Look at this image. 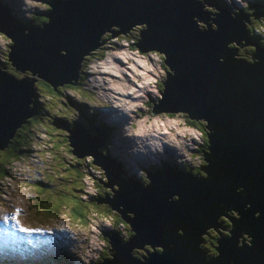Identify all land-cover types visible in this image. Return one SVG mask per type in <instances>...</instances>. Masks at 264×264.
Here are the masks:
<instances>
[{
  "label": "water",
  "instance_id": "obj_1",
  "mask_svg": "<svg viewBox=\"0 0 264 264\" xmlns=\"http://www.w3.org/2000/svg\"><path fill=\"white\" fill-rule=\"evenodd\" d=\"M49 6L41 28L12 25L0 6V31L12 41L7 58L15 69L36 73L53 90L70 79L74 85L78 62L98 45L103 31L114 36L143 23L134 46L161 52L167 69L150 113L185 112L207 129V151H201L207 165L199 167L204 175L192 177L166 166L160 173H145L149 183L142 187L138 179L119 177V159L95 151L106 136L102 129L91 126L96 134L89 136L75 124L73 130L65 128L71 153L90 155L103 170L102 186H116L111 198L95 203L109 205L134 233L110 232L108 223L93 227L88 236L95 240L105 232L107 250H113L110 260L93 255L95 264H264V49L254 48L251 61L234 59L236 49L225 45L245 38L243 24L225 10L209 18L194 0H52ZM191 17L210 20L215 31H200ZM28 20L33 21L32 14ZM33 81L0 71V149L29 115L25 107L34 94ZM6 173L11 184L24 183L15 171L4 168ZM226 210L236 211L238 218L226 216ZM220 215L232 223L230 234L219 237L217 255L207 257L200 237L219 225ZM240 231L250 237L249 245L235 246ZM57 237L70 243L64 233ZM147 245L161 252L131 255L130 249Z\"/></svg>",
  "mask_w": 264,
  "mask_h": 264
},
{
  "label": "rangeland",
  "instance_id": "obj_2",
  "mask_svg": "<svg viewBox=\"0 0 264 264\" xmlns=\"http://www.w3.org/2000/svg\"><path fill=\"white\" fill-rule=\"evenodd\" d=\"M45 1L46 0H32L31 3H27L24 6V9H26L25 13L32 10L45 12V7L43 5ZM9 8L11 9V6ZM38 16L39 14H36L35 18ZM133 42L134 39L132 38L125 39L105 36L99 47L94 50L93 53L88 55L85 60H83L82 65L87 62V67L79 74L80 80L75 78V83L79 81L83 86V89L66 88V83H61L60 85L54 86L56 90L60 91L59 95L62 96V100L66 99L71 104H73L76 110L72 109V111H76L78 113L74 122L72 123V126L73 124L80 122L87 128L88 132L92 134L93 130L91 126L94 120V115L100 117V121L103 125L106 123V119L101 117L103 111L99 110L100 105L105 104L108 105V109H111L119 116L118 117L117 115L113 114L117 120L120 118V136L122 139L118 143L130 147V158L133 155L134 149V156H137L134 159L139 163H142L146 158L154 161V164L151 162L150 164H142L138 166L141 168H144L145 166L157 167L159 163L160 167L158 173H160L162 170L161 165L163 163L169 165V160H171L172 164L177 162V164L180 165L179 160L182 162L183 158H186V162L190 166H197L198 160L200 156H202L201 150L198 151V148L200 143L204 144L202 136H199L200 131L193 128V126L188 125L178 113H150L152 103L157 104L159 99V96L157 95V83L162 79L161 76L163 73V65L161 64V61L159 63L153 62L156 58V56L153 54L148 55L145 52L138 51L133 46ZM5 44L6 41L0 36V50ZM3 57L4 60H6V57ZM29 77H34V75H29ZM69 81L74 83L72 79ZM40 85L44 86V89H47L45 85ZM59 86H61L60 89L57 88ZM84 91L87 92V95L83 94ZM52 96L54 97V102L50 103V101H45V103L51 107H54V104L56 103V106L59 109L66 111L68 114L70 108L67 106V104L61 101L56 102V96ZM68 101L67 103L70 105ZM46 104L36 101V105L38 107L42 105L46 106ZM63 111H61L62 116L64 115ZM170 113L173 115H169ZM31 120L32 117H27L23 123H27L31 126V124L34 123L33 121L30 122ZM55 124L57 128H67V123L62 124L56 120ZM41 125L46 131L45 133L47 135L48 142L51 144L49 154H53L55 164H57L55 150H57L64 141V138L62 137L63 135H56V129L52 125L43 122H41ZM31 132L34 134L33 131ZM95 134L96 132L93 134V136ZM161 141L168 145L170 152L169 158L160 155L159 152L158 154L153 155L149 152V147L145 148V146L141 144V142L158 143ZM105 142L106 136L103 139V143ZM137 145H139V147L144 150V153H138V151L141 150L136 149ZM33 148V151L36 152V147ZM153 149L155 150L156 148L153 147ZM113 151L114 150L111 152ZM164 151H167L166 147H164ZM59 153H61L65 163L70 162L72 165L71 168L64 169V172H66V178L70 179L74 184L81 188L78 190V192L70 190L65 184L59 185V183L64 181L59 178H54L57 165L54 164L53 160H51L50 165L54 168V172H49L48 176L49 178L54 179V182L58 184L59 188L54 187L53 179L52 181H47V178L43 179V181L46 182L49 187H42L35 181H27L24 185L33 195L32 200L34 202L38 203V199L50 202L51 208L54 212L59 211V213L64 214L62 219L67 216L71 221H76L71 224L70 221H66L65 219V221H61L59 223V230H71V232L69 231L70 233L68 237L70 243L64 238L60 239L56 237L55 241H53L54 246H51V248L56 251V256L58 259H52L46 252H38L36 256L20 263L71 264L70 260L72 259H68L70 261H68V263H66V259H61V256L65 254V251H68L71 253L72 258L78 260L79 264H93L95 248L97 244L101 242V240H98V237L94 240L88 236V233L90 232L88 231V227H95V230H99L98 227H105V222L100 221H108L111 223L110 218L107 216H101L103 214L102 210L96 208L97 206L92 205V202H95V199L104 197L101 192V196H97L98 194L96 196L92 195L94 192V185L91 186V184L96 183L95 179L97 178V174L95 172L91 173L89 171V173L94 176L93 181H91L87 175L83 174L82 171L81 174L73 176L70 174V169L72 168L78 167L82 170H91V168L85 165H77L73 161H70L69 155L64 153L63 150L61 152L59 151ZM26 155L27 154H25L23 157ZM40 155H42L41 152ZM195 155L196 159L194 163L187 159V156L193 158ZM27 163L31 165L32 159L28 158ZM58 164L59 167H61L59 161ZM120 167H123V165ZM162 168H164V166H162ZM133 172L136 174L138 173L136 171ZM4 176L5 175L3 174L1 177ZM133 179H135L134 175ZM12 188H14V192H18L16 187L12 186ZM87 191L91 193L87 195V198L90 201L84 200ZM108 191L110 192V190ZM25 196L26 195H21L19 193H12L9 187L6 189H0V220L3 221L2 230L0 229V237L2 239H5L11 235L15 225L20 222V218L15 215V212L21 209L22 206L24 211L21 212V218L27 225L41 224L49 229L53 226L52 224L54 221H56V219L53 217L54 214L30 211V202L25 199ZM107 197L109 198V196ZM14 203L18 204V206H16ZM97 204L103 205L105 203L100 202ZM100 208L105 209V207L102 206ZM117 208L121 209V206H117ZM90 212H94L96 218L92 220L87 219L86 222L85 215L88 214L87 216H89ZM126 214L129 213L124 212V215L128 217ZM5 223L7 224L5 225ZM81 227L85 228L81 229ZM114 236H116V234ZM43 239L47 240V237H43ZM17 242L24 243V240L19 238ZM12 257L15 258H10L6 255L0 254V264L18 263L17 260L26 258V254L19 250L16 254L12 255Z\"/></svg>",
  "mask_w": 264,
  "mask_h": 264
},
{
  "label": "clouds",
  "instance_id": "obj_3",
  "mask_svg": "<svg viewBox=\"0 0 264 264\" xmlns=\"http://www.w3.org/2000/svg\"><path fill=\"white\" fill-rule=\"evenodd\" d=\"M50 1H52V0H49V1L46 0L43 3V5L45 7V12L49 11L50 8H51L49 6V2ZM194 1L200 2L201 11H204L205 13H206V9H204V4L207 6V8L210 10L209 18H213L221 10H225L229 15H230V13H233V12L239 13V16H237V17H235L233 19H236V20L240 21L243 24L244 30L246 32L245 38L240 40V41L231 42V43H228V44L225 45V47H227L228 49H232V48L236 49L235 54L232 55V57L234 59L239 60V61L240 60L251 61L252 60V56L250 54L253 53L254 48L259 47V48L264 49V44L262 43L261 38H260L261 35L264 33V0H223L226 4H221V5H217L216 2H214V0H194ZM239 1H244V2H239ZM31 2H32V0H18V3L14 2L13 0H0V6H1V8L3 10H4V7H5L4 12L6 13V15H7L8 19H9V21H10V23L12 25L20 24V25L24 26L25 28H28V27L41 28L42 24H44V22L47 20L46 17L43 15L45 12L33 11L32 10V11H27L25 13L26 9H24V6L27 3H31ZM21 3H23V6H22L23 15L21 14V10H20V6H21L20 4ZM230 5L235 6V8H231ZM10 6H11V9L9 8ZM245 12H249L250 15H246ZM30 14H32L33 20H34L36 14H39V16L35 18L36 20L39 19L41 15L44 17V20L41 21L40 23L34 22L35 25L31 26V25L28 24V22H29L28 18L30 17ZM191 20H192V22L195 24V26L200 31L201 30L215 31V26L212 24V22L210 20L205 21V22H201V21L197 20L195 17H191ZM144 29H145V26H144L143 23L135 24V25L130 26L127 31L122 32V33H118V34H116L114 36H111L109 32L103 31L98 36L97 39H98V42L101 43V41L105 38V36H110V37H113V38H119L118 37L119 35L125 34L126 32H128L130 30L131 31L133 30V33L135 34V36H134L135 39H134V42H133V46H134V43H136L139 40L138 31L139 30H144ZM108 30L116 31V30H118V27L117 26H108ZM252 30H258V32H257L258 34L256 35V37H258L259 39L256 40V41L252 40L251 37L249 36ZM25 33H26V30H22V34H25ZM1 35H3L5 38H3ZM0 36L6 41V44L3 46V47H5V51H4L3 55L7 56V53L9 51L10 45L12 44V41L8 37H6L3 34L2 31H0ZM252 43H254V44H252ZM94 50H96V49L93 48V49L87 51L86 53H84L83 54L84 57H82L81 60L78 62V68H77L78 72H76V78L78 80H80V75L79 74L83 71V69H82L83 60H85L88 57V55L93 53ZM144 52L146 54H148V55L149 54H153L154 56H156L155 60L157 62L155 60L153 62L159 63L161 61V64L163 65V67H162L163 68V73H162L161 77H163L165 72H166V70H167L166 69V64L163 63V60H164L163 54L161 52H159V51H156V50H148V51H144ZM61 53L64 54L63 51H58V54L61 55ZM1 55L2 54L0 52V56ZM86 67H87V65H86ZM6 68H7L6 65H2V66H0V71L11 72L18 78H25L26 77V78H31V79L35 80V81H33L31 83V86L34 89V94H33V96L30 97L29 103L26 104L25 110L29 112V115L27 117L37 118L39 120H35L34 123L30 126L31 127L30 128V134H31V138L30 139H31V142L28 144V148L31 151H33L34 150L33 147H36V150L41 152L42 155L39 154L38 156H35V157L31 158L32 159V164L31 165H29L27 163V159L28 158H26V159L23 158L22 164L27 163V166L29 167V173H26L25 170L23 169L21 171V174L23 176V178L21 180L24 183L27 182V181H35L38 184H40L37 181L39 178L42 181H43V179H46V178L47 179H51V178H49L48 173L49 172L50 173L54 172L53 171L54 168L50 165L51 160L54 161L53 154H51V153L49 154V149H51V147L50 146H44L40 142L42 135L45 134V132H46L45 129L42 127L41 122L49 124V125H52L55 128H57L56 124H55L56 120L59 121V122H63L64 124L67 123V125H70V124H72L74 122V120H75L76 116L78 115V113L76 111L73 112L72 109H75L73 104H71L68 100L64 99V100H66V101H68L70 103V105H68V103H66L64 100H62V96H60L59 94L58 95L60 96V98H57L56 102H59V101L65 102L67 104V106L70 108V111L66 115L67 117L65 118V117H63L61 115L62 114L61 111H63V110L59 109L56 106V103L54 104V107L48 106L45 103V101H50V103H52V102H54L53 101L54 97L52 95H50L47 92L46 89H43V91L45 92V93L42 94L43 96H41V94L37 91V89H36V87L34 85L37 80H40V81H42V82H44L46 84H48V83L43 81L42 79L38 78L36 76V73H30L28 70L15 69L12 64H11V67H10L12 69L11 71L6 70ZM24 72H27L28 75H24L23 74ZM29 75H34V77H29ZM69 83H73V82L69 81ZM69 83H66V84H69ZM48 85H50V84H48ZM73 86H75L77 88H72V89H83V86L80 84L79 81L76 82ZM54 89H55V87H54ZM46 95H48V96H46ZM36 101H39L42 104H46V106L42 105V106L38 107L36 105ZM35 107L40 109V110L35 109ZM100 108H106V111L103 112V114H101V117L105 118L107 123L110 122L109 126L106 127V126H104L101 123L99 116H96V115L92 114V115H94V120L92 122V127L100 128L106 134V142L101 145V149L103 148L102 149V154L104 156L110 157L111 159H115V160L119 159L118 175H119V177L122 180H124V181L134 180L133 179V175H134L135 179H138L139 183H141V186L144 187L146 185L145 182L148 180L146 178V176H145V173L149 172V174H151L153 171H156V170L159 171V167H160L159 163H158L157 167L145 166L144 168H141L140 166H138L135 163V161H134V157H137V156L132 155V157L130 158V154H131L130 147L127 146V145L119 144V143H117V141H115L117 138H119V140L122 139V137L120 136V130H121L120 118H119V120H117L116 117L113 116V114H115V113L111 109H108V105L102 104V105H100L99 110H100ZM63 113H66V111H63ZM36 114H40V116H38ZM180 114H184V115L187 116V114L185 112H180ZM27 117H25L23 119V121ZM191 119H193V118H191ZM198 119L199 118H197L196 120H198ZM22 124H23V122L19 123L18 126L16 128H14L13 133L17 129H19ZM75 125L81 127L89 136L93 135L95 133V131L93 129H92L93 133L92 134L89 133L87 128L84 125H82L80 122L76 123ZM104 127L107 130H105ZM67 128L69 130H73L74 129V125L73 126L71 125V127H67ZM60 130L64 131V133H61V135H63L62 137L66 138V143H67V146H68L69 150H67V146H66V149L59 147L57 152H59V151L61 152L63 150L64 153L69 155V160L70 161H73L77 165H85V166L90 167L91 170H82L80 168L79 169L83 172V174L87 175V177L90 178L91 181H93L94 176H92L89 173V171L91 173L95 172L97 174V178L95 179L96 183L95 184L92 183L91 186L97 185L98 188L102 187L103 189H105L106 190L105 194L103 192H101L103 194V196H105V195L108 196V194H106V193L109 192L108 190H110L109 198H111V195L116 191L115 184H112L109 187L102 186V184H104L106 182V179H105L104 174H103V170L101 168H99L96 164L91 163L92 157L90 155H83L81 157H77V159L85 158L84 161H78L77 159H73V157L75 155L71 153L72 147L68 145L69 142L67 141L68 138L66 137V136H68V132L65 131V128H60ZM31 131H33L34 134H32ZM199 136H201L200 133H199ZM113 140L115 141L114 142V144H115V148L114 149L111 147V144H110V143H112ZM202 146H203V144L200 143V147H201L200 150L204 153V152L207 151V149H205L207 147V145H204L203 149H202ZM164 147H166V149H167L166 152L164 151ZM112 150H114V151L111 152ZM158 152L160 153V155L165 156L166 158L170 157V152H169L168 145L165 142H163V141L158 143V145L156 146V149L154 150L153 153H154V155H156V154H158ZM98 153H100V150L98 151ZM188 158H192V157H188L187 156V159ZM192 159H193L192 162L194 163L195 159H196V156L193 157ZM201 161L205 162V160H203V156H201ZM56 162H57V160H56ZM169 162H170L169 167H171L172 169L175 170V168H177V167L175 166V168H174L172 162L170 160H169ZM11 163H13V159H12ZM54 164H55V161H54ZM55 165H57V164H55ZM69 165H71L70 162H69ZM121 165H123L124 169H122L120 167ZM134 165H137V166H134ZM184 166H185V163H184ZM188 168L189 169H188L187 173L190 176H192V177H198V176L204 175V172L199 170L200 174H197V175L194 176L191 173V166L190 165L188 166ZM14 171H15V173L17 175L16 168L14 169ZM124 171L127 172V174H126L127 176L124 175ZM133 171H136L138 173L136 174ZM183 172H186V171L184 170ZM24 183L12 182V185L14 187H16V185H17L18 188L20 187L19 189H17V191L21 192V195H26L25 199L28 200L29 202H34L32 200L33 195L31 194L30 190L25 187ZM40 185L42 187H46V186H44L42 184H40ZM20 189H22V190H20ZM94 190H95V186H94ZM88 194H91V193H89L87 191L86 197H84V200H89L87 198ZM169 196L171 197V199L177 198L176 195H169ZM94 204H96L99 207H101V206L105 207V209H101L102 212H103V214L101 216L102 217L107 216L108 218H110L111 223H113V221H114L113 216H117V217L120 216L115 210L110 209V206L107 205L106 203L103 204V205L102 204L100 205V204H97V203L94 202ZM107 211H110V212H107ZM90 213L95 215L94 212H90ZM129 214H126V215L128 216V218H131L132 214L131 213H129ZM258 214L259 213L256 212L254 214V216H258ZM63 216H64V214H61L59 217H54L53 216L54 219H56V221H54V223L52 224L53 226L51 228H49V229H47L46 227H44L41 224H37L38 229H40V231H38V233L41 232V231L44 232V237H47V240H45V241L48 244H51L52 246H54V244H53L54 240H53L52 236H50V234H48V233H52L55 238L58 235H60V233H64L66 235L67 239H68L69 233L71 232V230H69L70 231L69 232L68 230H65V229H61V230L58 229L60 227L59 223L61 221H65L64 219H62ZM229 217L238 218V214H237L236 211L232 210ZM65 219H66V221H70L68 219V217H65ZM225 220H227V221H225ZM98 221H100V220H98ZM218 221H219V225L216 226L215 229L208 228L206 230L205 235H201V237H200L201 240H202L201 246H202L203 250L205 251L207 257L216 256L217 253H216L215 247H216V243H217L218 238L219 237L220 238H228L229 234H230V229L232 227V223L229 221V219L226 218L224 215H220V217L218 218ZM100 222H105V224L108 223V224H110L112 226V224L110 222H108V221H100ZM115 224H116V227L112 226L110 232H114L115 231L116 234L125 233L128 237H131L129 234H127L125 229L123 230V228H122L123 225H121V220H120V222H115ZM84 228L85 227H82L81 229H84ZM43 229H45V230H43ZM92 229H93V227H91V228L88 227V231H91ZM129 230H131L130 227H129ZM81 231H83V230H81ZM239 234H240V236L238 238H236L237 240H235V246L249 245L250 237L244 231H240ZM98 238H100L101 242L99 244H97V246L95 248V254L94 255L97 254L100 259L103 258V259L110 260L111 259V253H113V250H110V251L107 250V249H110V246L104 241V236H103V238H101V235H100V236H98ZM121 244H122V242H121ZM10 246L11 247H16L17 245H15V244L10 242ZM0 249H2V252L0 254L6 255L7 257H10V258H15V257H12V255L16 254L19 250H21L22 252H24L26 254V258L17 260L18 263H15V264H24V263H20V262H22L24 260H29L30 258L36 256V254L38 252H46V253H48V255L52 259H58L57 256H56V254H57L56 251L51 249L50 246L43 247L41 249H36V250H34V249L26 250L23 247H19L13 253H9L1 245H0ZM130 250H131V255H133V252H135L136 254H140V255L143 254V253H141V251H138V250H142L144 252L147 251L145 249V247H143L141 249H137V250L136 249H130ZM103 251L109 252L110 253V257L104 256L103 255ZM61 259H66V263H68V261H69L68 259H71V253L68 252V251H65V254H63L61 256ZM203 260H208V259L207 258H203ZM70 261L69 262L71 264H79L78 260H76L75 258L74 259L72 258V260H70ZM93 264H95V261H94Z\"/></svg>",
  "mask_w": 264,
  "mask_h": 264
},
{
  "label": "trees",
  "instance_id": "obj_4",
  "mask_svg": "<svg viewBox=\"0 0 264 264\" xmlns=\"http://www.w3.org/2000/svg\"><path fill=\"white\" fill-rule=\"evenodd\" d=\"M214 2H216L217 5H221V4H226L223 0H214ZM231 8H235V6L233 5H230ZM44 20V17L41 15L39 19H35L33 20V22L29 21L28 24L31 25V26H34L35 23L34 22H38L40 23L41 21ZM258 30H252L251 33H250V37L252 40L256 41L258 40L259 38L256 37V35L258 34L257 33ZM260 34V33H259ZM3 38H5L3 35H1ZM135 34L133 33V30L131 31H128L126 32L125 34H122V35H119L118 37L119 38H125V39H128V38H132V39H135ZM261 41L262 43L264 44V33L261 35ZM8 40V39H7ZM4 51H5V47H3L2 50H0L1 52V56H0V66L2 65H6L7 68L6 70H9L11 71L12 69L10 68L11 67V64H10V61L7 59V56L6 55H3L4 54ZM6 57V61L4 60V57ZM86 63H84L82 65V69H86ZM24 75H28L27 72H24L23 73ZM40 84H43L47 87V92L50 94V95H54L56 96V98H60V96L58 95L60 93L59 90H56V89H52V87L40 80H37L35 82V87L37 89V91L41 94V96H43L42 94L45 93L43 91L44 89V86L40 85ZM66 85V88H77L71 84H65ZM61 86L57 87L58 89H60ZM84 95H87V92H83ZM66 103L67 101L64 100ZM35 109H38L35 107ZM40 110V109H38ZM61 114V113H60ZM38 116H40V114H36ZM62 115V114H61ZM67 112L64 113L63 117H67ZM169 115H173V114H169ZM182 119L190 126H193V128H196L200 131V134L202 136V140L204 141V144H206V134H207V129L204 127V123L203 121H201L200 119L196 120V119H191L189 118L188 116L184 115V114H179ZM35 120H39L37 118H32V120L30 122H34ZM62 124H64L63 122H61ZM33 124V123H32ZM31 124V125H32ZM72 124L70 125H67V127H71ZM203 125V126H202ZM30 125H28L27 123H23L19 129L16 130L15 134L12 136V138H10L7 142V144L0 149V177L3 176L4 174V166H3V160L5 161H8L7 159H13V163L12 164H15L16 165V171H17V175L19 177V179L21 180L23 178L22 174H21V171L23 170V165H22V160L23 158L22 157H19V154H22V152H24V150H26V138H25V134L26 136H28V138L30 139L31 138V134H30ZM61 127H58V128H55L56 129V135L60 136L61 133H64L63 130H60ZM105 130H107L105 127H104ZM206 133V134H205ZM64 138V141L61 143V145L59 147L61 148H64L66 149V146H67V143H66V138ZM41 144L44 145V146H50L51 147V144L48 142V138H47V135L46 133L42 135L41 137V140H40ZM204 144L202 146V149L204 148ZM28 146V145H27ZM201 149V147L199 146L198 148V151ZM67 150L68 149V146H67ZM56 151V157H57V169H56V172H55V175H54V178H59L61 180H63L64 182H61L59 183V185L61 184H65L70 190H74L76 192H78L79 189H81L79 186H77L76 184H74L70 179L66 178V172H64V169H69L71 168L72 165H69V163H65L63 157L61 156V154L57 150ZM70 153V152H69ZM197 154V153H196ZM192 155V154H191ZM196 156V155H195ZM73 159H77L76 156L73 157ZM78 161H84L85 158H80V159H77ZM58 161L60 162L61 164V167H59V164H58ZM207 161L205 162H202L201 161V156L198 160V165L197 166H194L192 165L191 166V173L195 176L197 174H200L199 172V167L200 166H205L207 165L206 163ZM3 170V171H2ZM71 170V173L73 176H77L79 174H81V170L77 167V168H72L70 169ZM79 170V171H78ZM185 169H183L184 171ZM53 179V178H52ZM52 179H46L47 181H52ZM40 184L46 186V187H49L46 182L42 181L40 178L37 180ZM12 182H14L12 180ZM53 184H54V187H57L59 188L58 184L54 182V179H53ZM95 186V190L94 192L92 193L93 196H101V193L100 192H103L105 194L106 190L103 189L102 187L98 188L97 185H94ZM20 188V187H19ZM81 196V195H80ZM90 201V200H89ZM84 203V202H83ZM92 205L94 206H97L96 204H94V202H92ZM32 206H36L40 209H36L38 211L36 212H39V213H42V212H45V213H49V214H54V217H59L61 215V213H59V211H53V209L51 208V203L50 202H47V201H43V200H39L38 199V203L36 202H32ZM64 208V207H63ZM96 208L100 209L101 208L99 206H97ZM81 215V214H80ZM88 214L85 215V220L87 222V219L89 220H92L96 217V215L90 213L89 216H87ZM66 216V215H65ZM67 217V216H66ZM69 219V218H68ZM113 223L112 226L116 227V224L115 222H120L121 220V225H123V230L125 229L127 234H129L130 236L134 235L133 231L132 230H129V225L127 222H125L120 216H113ZM64 220H65V217H64ZM70 220V219H69ZM74 222L76 221H71L70 220V223L73 224ZM82 228V227H81ZM114 233H116L114 231ZM105 235V232H102L101 233V238H103V236ZM100 240V238L98 239ZM157 248H151L150 246H145V249L147 251H157V253H160L161 252V248L156 246ZM138 251H141V253L145 254L146 252L142 251V250H138ZM103 255L106 256V257H110V253L109 252H106V251H103Z\"/></svg>",
  "mask_w": 264,
  "mask_h": 264
},
{
  "label": "bare ground",
  "instance_id": "obj_5",
  "mask_svg": "<svg viewBox=\"0 0 264 264\" xmlns=\"http://www.w3.org/2000/svg\"><path fill=\"white\" fill-rule=\"evenodd\" d=\"M231 18H235V17H237V16H239V13H237V12H233V13H230V15H229ZM6 61V60H5ZM6 63H7V61H6ZM167 122V121H166ZM170 123V122H169ZM172 124V123H171ZM153 128V127H152ZM196 129V128H195ZM198 130V129H197ZM150 131V130H149ZM16 132V131H15ZM15 132H14V134H15ZM13 134V135H14ZM151 135V134H150ZM25 138H26V150H24V152H22V154H19V157H22V158H24V159H26V158H33V157H35V156H38L39 154H40V152L39 151H36V152H34V151H31L29 148H28V144L31 142V139H29L28 138V136H26V134H25ZM143 146H145V148H148L149 146L148 145H146V144H142ZM204 145H207L208 146V142H207V138H206V144H204ZM103 149V148H102ZM102 149L101 148H99V150H100V154L101 155H103L102 154ZM141 152L142 153H144V150H141ZM25 154H27L25 157H23ZM133 155H135V153H134V149H133ZM104 156V155H103ZM8 161H5L4 160V162H3V166H4V168H5V171H7L8 173H12L13 171H14V169L16 168V165L15 164H12L11 162H12V159H7ZM152 162V164H154V161H152V160H150L149 158H146L143 162H142V164H150ZM207 163V162H206ZM23 165V169L25 170V172L26 173H29V167L27 166V163H24V164H22ZM162 166H164V168L166 167V166H169L168 164H166V163H163L162 165H161V169L163 170L164 168H162ZM175 166L177 167V166H179L178 164H177V162L176 163H174L173 164V167L175 168ZM149 182V180H147L146 182H145V184L147 185V183ZM0 185L1 186H7V187H9L10 188V191L12 192V193H19V194H21V192H14V188H12V184H11V182H10V177H9V174H7L6 173V175L4 176V177H0ZM30 208H29V210L30 211H34V212H36V211H38V210H36L38 207H34V206H32V202H30ZM24 211V208H23V206H22V208H21V210H20V212H23Z\"/></svg>",
  "mask_w": 264,
  "mask_h": 264
},
{
  "label": "flooded vegetation",
  "instance_id": "obj_6",
  "mask_svg": "<svg viewBox=\"0 0 264 264\" xmlns=\"http://www.w3.org/2000/svg\"><path fill=\"white\" fill-rule=\"evenodd\" d=\"M13 1L18 3V0H13ZM20 5H21V6H20L21 14L23 15V8H22L23 3H21ZM204 9H206V14H207V16L209 17V16H210V10L207 8V6H206L205 4H204ZM245 13H246V15H250L249 12H245ZM206 21H208V20H206ZM97 42H98V39H97ZM97 44H98V45H97L96 47H94L95 49H97V48L99 47L100 42H98ZM231 211H232V210H226V211H224L223 213H224L226 216H230ZM225 221H227V220H225Z\"/></svg>",
  "mask_w": 264,
  "mask_h": 264
}]
</instances>
